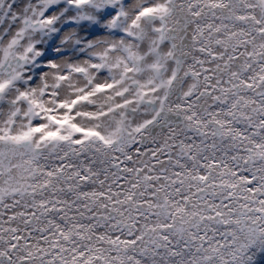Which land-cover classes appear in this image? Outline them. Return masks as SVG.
<instances>
[{"label": "snow or ice", "instance_id": "6c2138e0", "mask_svg": "<svg viewBox=\"0 0 264 264\" xmlns=\"http://www.w3.org/2000/svg\"><path fill=\"white\" fill-rule=\"evenodd\" d=\"M0 264H264V0H0Z\"/></svg>", "mask_w": 264, "mask_h": 264}]
</instances>
